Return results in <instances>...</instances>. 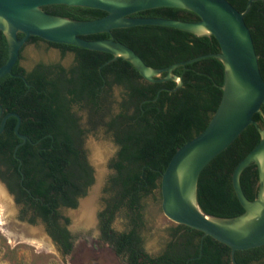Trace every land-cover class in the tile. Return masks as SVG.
Segmentation results:
<instances>
[{"label": "trees", "instance_id": "16d2710c", "mask_svg": "<svg viewBox=\"0 0 264 264\" xmlns=\"http://www.w3.org/2000/svg\"><path fill=\"white\" fill-rule=\"evenodd\" d=\"M227 1L243 12L248 0ZM42 9L71 20H94L106 15L101 10L66 5ZM133 16L186 22L199 20L193 12L179 8H154ZM244 21L250 29L264 80V0L251 3ZM22 37L19 33L18 38ZM84 38H113L133 50L152 68H165L220 52L213 36L198 37L164 26L114 29L110 33ZM39 39L35 36L29 38ZM50 44L60 47L63 52H74L75 65L68 70H56L60 68L58 65L39 62L27 71L18 60L11 74L0 78L2 116L17 114L21 118L18 133L27 137L23 142L16 136L15 117L6 120L0 133V180L17 195V205L23 206L20 219L26 220L23 213L32 210L48 228L56 225L62 256L71 252L68 233L59 226V221L64 218L54 210L75 208L78 199L84 197L92 185L93 171L83 149V137L88 130L102 123L105 132L113 135L119 149L111 162L115 171L110 180L113 194L98 216L104 235L111 241L118 236L117 253L122 252L125 243L130 248L133 246L130 250L133 264H224L221 257L229 256L230 248L186 226L187 231L193 232L192 236L204 237L195 245V254L189 252L179 257L166 254L151 259L142 249L140 235L143 223L141 201L156 190L160 193V178L173 154L206 128L218 107L224 80L222 63L216 58L203 57L176 68L173 74L182 79V85L176 88L175 81H145L129 62L113 59L109 53ZM7 59L8 44L0 31V66ZM113 87L121 89L116 114L110 113ZM75 108L87 111V129L82 128ZM261 110L264 114V105ZM106 116L107 120L102 122ZM253 119L259 127L264 126L262 115L255 114ZM259 140L256 127L249 125L202 170L197 182V202L203 213L221 218L243 213L232 187V172ZM240 184L248 200L256 198L258 172L255 165L243 170ZM123 208L133 223V237L125 233L118 235L109 228L110 222ZM35 220L36 217L32 216L27 221L34 223ZM181 227L177 226L174 234ZM200 248L203 251L201 256ZM191 257L195 259L189 260ZM234 257L238 264H264V246L236 251ZM229 261L227 257L226 264Z\"/></svg>", "mask_w": 264, "mask_h": 264}, {"label": "water", "instance_id": "95a60500", "mask_svg": "<svg viewBox=\"0 0 264 264\" xmlns=\"http://www.w3.org/2000/svg\"><path fill=\"white\" fill-rule=\"evenodd\" d=\"M253 1L248 0L245 10L239 12L227 0H0V31L8 44V59L0 66V78L11 74L20 58L21 48L31 36L50 43L109 53L113 59L121 58L129 62L145 81H175L176 88L182 85V79L173 74L176 68L203 57L218 59L224 68L220 102L206 128L176 150L162 173L161 210L171 222L199 231L203 236H209L229 247L232 264H238L234 258L236 251L264 246V126L259 127L253 119L255 114L264 118L261 110L264 105V80L250 29L244 21ZM51 5L97 9L106 15L94 20H71L43 11V7ZM154 8L184 9L196 14L199 20L186 22L133 16ZM135 26H164L198 37L213 36L220 52L177 62L165 68H152L133 50L113 38H84ZM19 33L23 35L22 38H18ZM2 114L0 104V133L6 120L15 117L17 122L14 132L25 142L27 137L18 133L21 118L15 113ZM249 125L256 127L259 143L232 172V187L243 213L230 218L207 215L197 202L199 175ZM185 165L188 171L183 178L180 174ZM250 165H255L258 172V191L253 200L246 198L240 184L241 173ZM0 185L10 195L1 180ZM82 201V198L78 199L79 206ZM37 222L40 223L39 220Z\"/></svg>", "mask_w": 264, "mask_h": 264}, {"label": "rangeland", "instance_id": "374dc122", "mask_svg": "<svg viewBox=\"0 0 264 264\" xmlns=\"http://www.w3.org/2000/svg\"><path fill=\"white\" fill-rule=\"evenodd\" d=\"M21 56L20 65L27 71L39 62L48 64L59 61L65 67H68L71 63L69 55L59 58L57 53L52 50L47 51L42 44L38 47L26 45ZM120 101L121 89L113 87L110 113H118ZM74 110L80 117L81 123L87 125L89 117L87 111H79L76 108ZM106 120L107 116L104 117V121ZM83 147L87 162L93 171V183L82 199L83 202L88 199L92 200L93 221L89 225L80 222L78 202L75 208H62L60 210L61 216L67 219V222H65L67 229L76 241L72 256H62L60 254L57 248L48 241L41 223L38 224L36 220L34 223H29L20 219V215H18L19 206H17L11 195L5 193L9 200V206L0 212V264H83L85 259H88L91 256L90 254L96 251L97 226L95 217L99 210L105 206L106 200L113 194L110 180L115 171L111 167V162L115 158L117 147L111 134L105 132L102 123L86 132ZM94 147L102 152L103 157L101 160L95 158L94 152L96 149ZM97 176L98 180L96 179ZM93 187H97L96 190H93L94 193H92ZM141 204L143 223L140 235L143 239V247L148 253L155 255L164 246L173 223L162 213L161 196L158 190L145 197ZM127 223L128 214L126 209L123 208L116 214L113 226L120 231L126 228ZM33 229L40 231L41 235H32L30 231ZM41 239H45L42 246L39 244ZM101 259L100 262L105 264H117L110 255H104Z\"/></svg>", "mask_w": 264, "mask_h": 264}, {"label": "flooded vegetation", "instance_id": "af4514ba", "mask_svg": "<svg viewBox=\"0 0 264 264\" xmlns=\"http://www.w3.org/2000/svg\"><path fill=\"white\" fill-rule=\"evenodd\" d=\"M41 44L44 46V48L47 51L48 50H52L54 53H57L59 58H62V57L64 58L66 55L70 56L71 63L69 64L68 67L63 66L59 61H53V62L48 63V65H56V66L58 65L60 68H56V70L61 69V68L68 70L72 66L75 65L76 55H75L74 52H72L70 50H67V51L63 52V50L60 47L51 45L49 42H46V41L41 40V39H39V40H29L28 39L27 40V42L23 45V47L20 50L19 62L21 61V57H22L21 53H22V51H23V49H24V47L26 45L33 46V47H38ZM102 122H105V121L102 119ZM81 125H82V128H85V129H87V127H88V123H87V125H83V124H81ZM102 126L104 127V125H102ZM104 129H105V127H104ZM111 136H112V140L114 142V137H113L112 134H111ZM83 141H84V137H83ZM114 144L116 145L115 142H114ZM116 147H117V151H118L119 148H118L117 145H116ZM83 149H84V147H83ZM117 151L115 153V156L117 154ZM5 187H6L7 191H8V193L15 200L17 198V195L15 193H11V191H9V188L6 185H5ZM17 206H19L18 215H22L21 214V212H22L21 210L23 209V206L22 205H17ZM104 208L105 207L103 206V208L101 210H99V212L96 214V217H95L96 226H97V239L95 240V243H96L95 244L96 245L95 249H96V251L93 252V254H90L91 256H89L88 259H85L83 264H105L104 262H100V260H102L101 257L104 256V255H110L112 257V259L117 262V264H133V258L130 257V250H133L132 249L133 246H132V248H130L127 244L124 243V245L122 246V249H121L122 252L120 254H118L117 251H116V249H117L116 238H118V236L115 238V240L111 241L101 231V220H100L98 215H99L100 212L103 211ZM61 209L62 208H60L58 210L57 208H55L54 212L59 211V213H60ZM51 214H55V213H51ZM23 215L25 216L26 221L29 220L32 216L36 217V221L37 220L40 221V223L42 224V226L44 228V231H45V233L47 235L48 241L51 242V244H53L57 248V250L60 252V254L62 255L61 251L59 250L60 243L57 242V238H58L56 236L57 226L53 225V226L48 228L46 222H44L41 217H39L38 215L33 213L32 210H28V211L24 212ZM64 219H66V218H64ZM64 219L59 221V226H60V228L65 229V231L68 233L67 242L72 245L71 252L69 254L65 255V256H72V254L74 253V248H75V242L76 241H75L73 235L67 229ZM114 220L112 222H110V225H109V228L113 232H116L118 235H121V234L125 233L126 235L127 234L128 235H132V237H133V223H131L129 221V218H128V223L126 225V228L124 230H120V231L116 230L114 228V226H113ZM177 226H180V224L173 223V225L171 227V230L169 231V233L167 235V239L165 241V244H164V246H162L160 252H158L155 255H152V254L148 253L144 249V247L142 246V249H143L144 253H146L151 259L159 258L160 256L162 257V255L164 256L166 254H170L171 256H174V257L175 256H177V257L184 256L186 253H189V252H191L192 254H195L196 253L195 245H197L198 243H201L204 237L200 236L198 238L196 236H192L193 232L192 231H187V229L183 225H181L183 227H181L176 232V234H174L175 230L177 229ZM191 237L193 238L192 241L190 240ZM173 243H174V245H173ZM202 252H203L202 248H200L199 256L202 255ZM199 256L196 257V259H198ZM227 257H229V260H230L229 264H232L230 254H229V256H222L221 257V259L223 260L224 264H226V262H227ZM191 259H195V258L191 257L189 260H191Z\"/></svg>", "mask_w": 264, "mask_h": 264}, {"label": "bare ground", "instance_id": "6f19581e", "mask_svg": "<svg viewBox=\"0 0 264 264\" xmlns=\"http://www.w3.org/2000/svg\"><path fill=\"white\" fill-rule=\"evenodd\" d=\"M94 149H96L94 152L95 158L98 160H101L103 157L102 152L100 150H98L97 147H94ZM261 162L262 161L259 160L260 164H262ZM187 171H188L187 165L183 166V170H182L180 176L185 178V176L187 175ZM97 180H98V176H97ZM91 201H92L91 199H88L87 201H84V202L82 201L80 204L78 215H79L80 222H84V225L92 224V221H93V212L91 210L92 209ZM8 206H9V200L7 199V196L4 192V189L0 185V212L7 209ZM0 224H1V219H0ZM30 233L32 235H35V234L41 235L40 231L34 230V229L31 230ZM30 241H31V239H30ZM44 242H45V239H41L39 244H41V246H42V245H44ZM37 244H38V242H37Z\"/></svg>", "mask_w": 264, "mask_h": 264}]
</instances>
